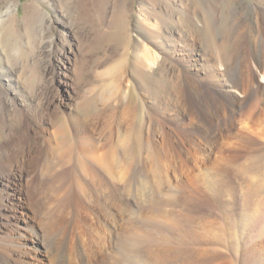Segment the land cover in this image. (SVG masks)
<instances>
[{
    "label": "bare ground",
    "instance_id": "obj_1",
    "mask_svg": "<svg viewBox=\"0 0 264 264\" xmlns=\"http://www.w3.org/2000/svg\"><path fill=\"white\" fill-rule=\"evenodd\" d=\"M257 14L258 45L252 37L242 42L234 69L220 57L195 58L202 50L182 32L181 43L167 51L182 53L179 66L168 69L179 85L170 81L163 93L130 91V99L85 95L77 112L54 113L62 121L55 133L47 127L46 97L37 107L25 93H0V264H264V105L257 96L264 82V5ZM141 54L135 58L149 69L169 60L147 47ZM102 99L104 108L96 110ZM248 126L261 129V141ZM30 170L41 183L25 191L21 181ZM174 184L179 189L167 202L184 199L181 221L145 219L159 213ZM129 199L143 211H132ZM20 219L28 241L20 231L5 232ZM64 222L67 228L51 238Z\"/></svg>",
    "mask_w": 264,
    "mask_h": 264
},
{
    "label": "rangeland",
    "instance_id": "obj_2",
    "mask_svg": "<svg viewBox=\"0 0 264 264\" xmlns=\"http://www.w3.org/2000/svg\"><path fill=\"white\" fill-rule=\"evenodd\" d=\"M97 1L0 0V65L7 69L0 72V93H11L14 96L16 93H25L37 107L43 105L46 97V101L51 105L47 121L50 133H55L62 125V121L57 119L54 113L59 110L66 114L77 112L76 107L85 95L95 97L104 94L107 98L112 93H128L130 99V91L163 93L162 88L169 86L170 81L179 85L180 81L176 80V77L169 76L168 69L172 65L179 66L175 60L180 59L182 53L167 51L181 43L182 32L191 35L192 42L195 41L203 51L202 54L193 53L195 58L207 55L222 59L224 64L234 69L240 62L236 53H239L242 42L251 44L248 40L252 37L253 43L258 45L253 36L254 22L259 14L257 12L264 5V0ZM236 29L244 34H237ZM157 33L162 35L164 40L159 38ZM169 38L174 40L173 43ZM145 46L154 54H159L161 59L168 56L165 68L161 67L160 61L149 69L142 60L135 58L136 51L143 54ZM126 50H129L128 53ZM231 57H234V62ZM7 71L10 73L8 78L3 76L8 74ZM199 72L205 71L199 69ZM262 86L257 95L261 106L264 105V82ZM61 103H64V106L58 109V104ZM98 104L95 105L98 106L96 110L105 106L103 99ZM90 121L89 118L88 123H91ZM248 127L249 135L259 138V134H262L257 126ZM259 140L261 141V138ZM98 146L99 153L103 154L108 142H100ZM144 159L141 157L143 162L138 163V168L143 166ZM197 174L198 172L192 178L197 180ZM33 175L31 171L26 176L29 177L21 181V188L25 191L31 186L40 185L41 178H34ZM31 177L32 182L35 180L33 183H30ZM194 187L188 193L191 199L188 202L189 212L192 216L198 212L193 207L197 202ZM177 189L178 185L174 184L173 188L165 190L159 213L145 219L179 223L186 204L184 199L179 197L175 204H169L172 191ZM50 196H47V201L52 207L56 199L52 197L54 201H51ZM122 202L124 204L125 200ZM126 204L131 206L132 211H143L140 201L133 205V200L129 199ZM75 219L81 224V219ZM13 223L15 227L6 229L7 235L18 236L20 231L26 235L24 239L31 238L30 234L22 231L26 225L24 219ZM68 224L61 223L51 238L55 239ZM172 243L174 246L178 245L176 239Z\"/></svg>",
    "mask_w": 264,
    "mask_h": 264
}]
</instances>
